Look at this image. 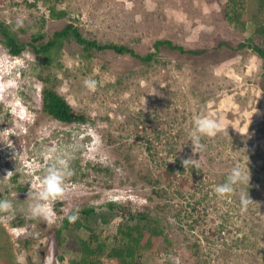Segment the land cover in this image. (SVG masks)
I'll return each instance as SVG.
<instances>
[{
  "label": "rangeland",
  "instance_id": "rangeland-1",
  "mask_svg": "<svg viewBox=\"0 0 264 264\" xmlns=\"http://www.w3.org/2000/svg\"><path fill=\"white\" fill-rule=\"evenodd\" d=\"M33 1L0 0V20L14 25L24 43L39 31L47 41L71 23L85 38L127 45L140 56L155 52L161 39L202 53L162 49L142 63L112 51L86 56L69 39L45 66L27 52L14 59L0 45V131L19 132L9 136L13 147L0 143V199L13 205L0 213V264H43L50 252L55 264H80L79 251L55 246V231L73 208L107 212L108 202L117 206L110 222L93 225L108 246L118 225H134L138 213L162 220L154 221L159 238L146 243L141 264H264V60L247 46L251 38L264 48L255 35L264 22L256 0H246L244 27L223 19L225 0H62L57 9L68 12L65 19H51L40 3L29 6ZM39 75L51 76L89 121L64 125L42 114L33 102ZM86 78L98 81L95 92L83 86ZM198 115L218 119L222 128L203 139L200 153L188 141ZM0 142H7L4 133ZM54 146H71V175L64 195L51 202L48 222L31 217L27 195L41 190L39 178L51 163L42 153ZM189 158L199 160L197 169L184 167ZM234 165L249 182L218 198L214 188ZM153 190L167 195L154 197ZM241 193L253 201L245 212ZM67 233L69 241L89 234Z\"/></svg>",
  "mask_w": 264,
  "mask_h": 264
},
{
  "label": "trees",
  "instance_id": "trees-1",
  "mask_svg": "<svg viewBox=\"0 0 264 264\" xmlns=\"http://www.w3.org/2000/svg\"><path fill=\"white\" fill-rule=\"evenodd\" d=\"M62 0H34L29 6H35L40 3L47 9L48 15L51 19H65L68 18V12L62 9H57ZM256 14L264 16V0H256ZM246 8V0H225V3L221 7V14L223 19L236 27H244L241 22L242 12ZM45 20L42 19L41 27ZM255 35L261 36L264 41V22H258ZM262 23V24H260ZM14 25H10L3 20H0V45H2L8 55L13 57H21L24 52L29 53L36 59L44 64L50 66L54 60V55L60 52V47L63 42L73 39L78 45L82 46L86 56H90L94 52L100 51H112L118 55H129L142 63H149L154 59L156 54L162 49L173 51L176 50L181 54L188 55H200L202 51L187 50L182 46L174 44L167 39L157 40L153 44L155 52L140 56L133 49L127 45L117 44L113 42L102 43L94 36L83 37L79 29L73 24H66L61 30L56 31L51 38L44 41L45 35L40 31L31 34L30 43H24L19 40ZM253 39L249 38V43L253 52L264 60V48L258 43L253 44ZM243 47V45H240ZM39 81L41 82V89L39 94L33 99L36 108L49 118L64 124H85L89 121V118L83 112L75 111L68 102L55 90V80L49 75H39ZM144 119H147L144 117ZM154 139H159V134L154 132ZM150 152V147L147 148ZM193 170V169H192ZM154 197L164 198L166 194L163 190H153ZM179 197H183L180 192H177ZM150 202V198H148ZM107 212H98L97 208L88 207L82 208L79 211L78 219L75 223H69L66 217L63 219L62 225L55 231V246L61 248L63 245L72 246L73 251H79L81 258L78 261L80 264H105L104 261L111 264H141L138 256L141 252L148 250L147 242L153 239L159 238V232L154 224L160 222L158 217H150L144 213H138V222L134 225H122L119 224L115 236H113V244L108 246L104 242L98 241L96 233L93 229V225L102 222L108 224L113 216L112 212L117 207L113 202H108L106 205ZM165 207V206H164ZM158 206L159 210H162ZM129 219H133V216L129 214ZM19 225L23 223L17 222ZM85 229L89 234L86 240L78 239L69 241L70 233L64 235V232L69 230ZM147 239V241H146ZM168 245L171 244L172 238L167 237ZM69 241V242H68ZM141 257V256H139Z\"/></svg>",
  "mask_w": 264,
  "mask_h": 264
},
{
  "label": "clouds",
  "instance_id": "clouds-1",
  "mask_svg": "<svg viewBox=\"0 0 264 264\" xmlns=\"http://www.w3.org/2000/svg\"><path fill=\"white\" fill-rule=\"evenodd\" d=\"M19 26L23 25V20H18ZM10 56V55H9ZM17 59L18 57H13ZM83 86L90 92H95L98 87V81L95 79L86 78L83 81ZM222 130L221 124L218 119L213 118L210 115L195 116L193 118V127L191 129L190 138L193 146V152H198L204 149L205 145L202 143L205 137H214ZM5 134L7 142H0L6 144L8 147H13L10 135H19V132L15 128L0 131ZM71 146H54L47 148L42 156L49 160L51 163L44 170L43 175L39 178V184L41 190L38 192H28L27 199H30L28 205L29 213L31 217L35 219H43L45 221H51V202L61 198L65 193V182L68 176L71 175V169L69 165V159L71 156ZM18 155V154H16ZM15 155V156H16ZM199 160L186 159L182 163L184 167L191 164L192 168L197 169L199 167ZM249 182V176L239 165H234L225 181L218 184L214 188V192L218 198H224L233 194L238 185H244ZM253 203L248 193H241L239 197L240 210L242 212L247 211L248 206ZM13 208L12 202L7 199H0V213H7ZM80 209L78 207L73 208L66 219L69 223H75L78 219ZM56 256L53 252L47 253L43 260V264H55Z\"/></svg>",
  "mask_w": 264,
  "mask_h": 264
}]
</instances>
